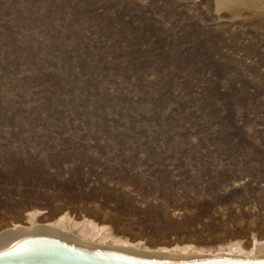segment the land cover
Returning a JSON list of instances; mask_svg holds the SVG:
<instances>
[{
  "label": "rangeland",
  "instance_id": "1",
  "mask_svg": "<svg viewBox=\"0 0 264 264\" xmlns=\"http://www.w3.org/2000/svg\"><path fill=\"white\" fill-rule=\"evenodd\" d=\"M33 209L149 245L264 240V16L0 0V231Z\"/></svg>",
  "mask_w": 264,
  "mask_h": 264
},
{
  "label": "bare ground",
  "instance_id": "2",
  "mask_svg": "<svg viewBox=\"0 0 264 264\" xmlns=\"http://www.w3.org/2000/svg\"><path fill=\"white\" fill-rule=\"evenodd\" d=\"M213 6L232 17L264 16V0H213ZM43 213L30 210L25 222L0 231V264H264V240L255 236L249 245L240 238L212 245H149L90 217L66 212L41 221Z\"/></svg>",
  "mask_w": 264,
  "mask_h": 264
}]
</instances>
